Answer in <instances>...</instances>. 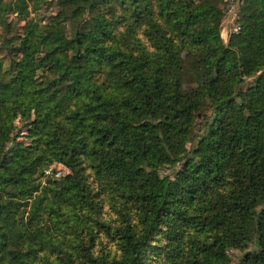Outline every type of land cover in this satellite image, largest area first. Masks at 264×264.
Returning a JSON list of instances; mask_svg holds the SVG:
<instances>
[{"label":"trees","instance_id":"1","mask_svg":"<svg viewBox=\"0 0 264 264\" xmlns=\"http://www.w3.org/2000/svg\"><path fill=\"white\" fill-rule=\"evenodd\" d=\"M222 1L0 0V264H264V0L226 43Z\"/></svg>","mask_w":264,"mask_h":264},{"label":"rangeland","instance_id":"2","mask_svg":"<svg viewBox=\"0 0 264 264\" xmlns=\"http://www.w3.org/2000/svg\"><path fill=\"white\" fill-rule=\"evenodd\" d=\"M240 4L241 3H239V6H237L238 10L234 14L233 13H227L225 11V15H224L223 20H222L221 25H220V36L225 43L228 41V37H229L230 33L232 31H234V29L236 27L235 20L238 16V13H239ZM222 5H223V8L225 10V0L222 1ZM43 9H42V12L45 15L50 13V12L54 13V11H56V8L54 6H52L50 8H43ZM0 56H4L3 51H0ZM23 125L24 124L21 123L19 120L15 121V128H14V131H13L11 138L17 139V140H20L23 142H27V137H25V130H24ZM8 143H10V142H8ZM188 145H189L188 147L191 146V144H188ZM172 171H173V168H171V167H163L160 172H161V174H169ZM52 172L55 174V176H59V175H62L64 173L68 172V170L61 164H53L45 172V174L49 175V174H52ZM172 180L173 179H171V181ZM252 247H254V245L250 244L248 246V248H246V249H251ZM242 253H243V251H240V250L230 251L231 264H239Z\"/></svg>","mask_w":264,"mask_h":264},{"label":"built area","instance_id":"3","mask_svg":"<svg viewBox=\"0 0 264 264\" xmlns=\"http://www.w3.org/2000/svg\"><path fill=\"white\" fill-rule=\"evenodd\" d=\"M242 0H225V7L227 13H236L238 10L239 3H241Z\"/></svg>","mask_w":264,"mask_h":264}]
</instances>
